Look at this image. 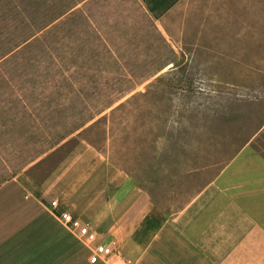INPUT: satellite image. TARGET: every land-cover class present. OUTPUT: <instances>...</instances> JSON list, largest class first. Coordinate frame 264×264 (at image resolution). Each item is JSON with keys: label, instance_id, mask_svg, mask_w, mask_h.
<instances>
[{"label": "rangeland", "instance_id": "rangeland-1", "mask_svg": "<svg viewBox=\"0 0 264 264\" xmlns=\"http://www.w3.org/2000/svg\"><path fill=\"white\" fill-rule=\"evenodd\" d=\"M89 145L108 196L153 203L138 248L220 171H264V0H0V184L39 194Z\"/></svg>", "mask_w": 264, "mask_h": 264}, {"label": "crops", "instance_id": "crops-1", "mask_svg": "<svg viewBox=\"0 0 264 264\" xmlns=\"http://www.w3.org/2000/svg\"><path fill=\"white\" fill-rule=\"evenodd\" d=\"M121 171L89 145L39 194L23 180H4L0 264H106L91 261L89 249L63 223V211L88 218L106 240L118 241L121 252L120 245H125L134 253V264L141 259V264H192L187 255L193 245L220 264H264V171H220L214 180L215 195L197 215L195 205L172 217L158 214L151 236L140 248L134 239L140 225L149 223L153 203L146 195L131 200L108 196Z\"/></svg>", "mask_w": 264, "mask_h": 264}, {"label": "built area", "instance_id": "built-area-1", "mask_svg": "<svg viewBox=\"0 0 264 264\" xmlns=\"http://www.w3.org/2000/svg\"><path fill=\"white\" fill-rule=\"evenodd\" d=\"M53 204L57 205V202L54 200ZM61 218L63 223L75 231L80 240L89 249L92 262L102 261L106 264H133L120 251L118 241L115 239L106 240L89 220L74 216L69 211H63Z\"/></svg>", "mask_w": 264, "mask_h": 264}]
</instances>
